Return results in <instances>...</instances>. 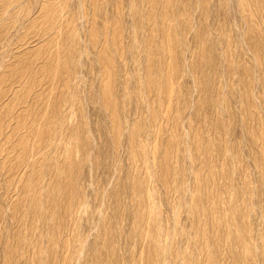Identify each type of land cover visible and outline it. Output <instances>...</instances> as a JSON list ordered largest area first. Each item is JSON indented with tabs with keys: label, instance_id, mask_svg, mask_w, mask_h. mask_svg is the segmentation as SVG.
<instances>
[{
	"label": "rangeland",
	"instance_id": "1",
	"mask_svg": "<svg viewBox=\"0 0 264 264\" xmlns=\"http://www.w3.org/2000/svg\"><path fill=\"white\" fill-rule=\"evenodd\" d=\"M0 264H264V0H0Z\"/></svg>",
	"mask_w": 264,
	"mask_h": 264
}]
</instances>
